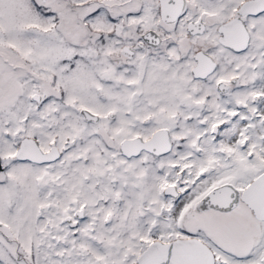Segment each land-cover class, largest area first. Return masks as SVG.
Listing matches in <instances>:
<instances>
[{"label":"snow or ice","instance_id":"6c2138e0","mask_svg":"<svg viewBox=\"0 0 264 264\" xmlns=\"http://www.w3.org/2000/svg\"><path fill=\"white\" fill-rule=\"evenodd\" d=\"M0 264H264V0H0Z\"/></svg>","mask_w":264,"mask_h":264}]
</instances>
